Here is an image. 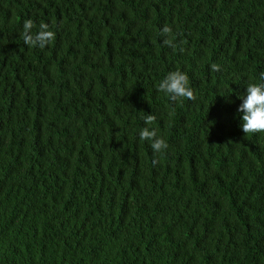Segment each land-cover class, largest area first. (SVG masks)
Instances as JSON below:
<instances>
[{"label":"trees","instance_id":"obj_1","mask_svg":"<svg viewBox=\"0 0 264 264\" xmlns=\"http://www.w3.org/2000/svg\"><path fill=\"white\" fill-rule=\"evenodd\" d=\"M262 77L264 0H0V264H264Z\"/></svg>","mask_w":264,"mask_h":264},{"label":"clouds","instance_id":"obj_2","mask_svg":"<svg viewBox=\"0 0 264 264\" xmlns=\"http://www.w3.org/2000/svg\"><path fill=\"white\" fill-rule=\"evenodd\" d=\"M36 25L31 19L23 23L21 36L25 45L31 48L45 49L54 39L55 32L48 24L42 23L38 30L33 31ZM161 34L165 37L162 40L164 45L175 47L171 39L172 29L163 27ZM215 67V66H214ZM158 91L164 93L172 100H182L192 98L193 92L190 87L189 77L180 70L169 72L159 83ZM242 100L239 105L241 129L245 134L264 133V77L261 82H252L245 87L243 95L238 97ZM155 117L151 114L144 118L145 127L139 133V139L150 143L154 154L165 152L169 145L165 138L158 134V130L153 127ZM155 163V161H154Z\"/></svg>","mask_w":264,"mask_h":264}]
</instances>
